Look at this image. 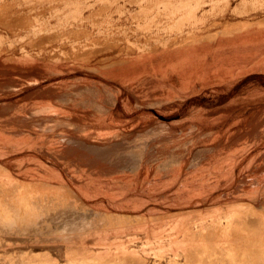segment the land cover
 <instances>
[{
	"label": "rangeland",
	"instance_id": "1",
	"mask_svg": "<svg viewBox=\"0 0 264 264\" xmlns=\"http://www.w3.org/2000/svg\"><path fill=\"white\" fill-rule=\"evenodd\" d=\"M258 25L264 0H0V189L48 186L37 224L0 221V264H198V217L218 228L264 177V65L186 85L156 66Z\"/></svg>",
	"mask_w": 264,
	"mask_h": 264
},
{
	"label": "bare ground",
	"instance_id": "2",
	"mask_svg": "<svg viewBox=\"0 0 264 264\" xmlns=\"http://www.w3.org/2000/svg\"><path fill=\"white\" fill-rule=\"evenodd\" d=\"M194 9L192 10L194 11ZM186 42L188 45L184 44L169 49L168 52L165 51L168 56L165 55L164 60L162 58L156 66L160 70L168 71V75L172 73L176 76L181 85H186L189 82L194 84L200 78L227 76L235 71L243 72L264 65L262 58L255 56L256 53L258 56L259 53H264V26L262 25L251 28L248 26L243 28L224 27L217 33L191 38ZM157 56L159 57V55ZM247 56L249 59L253 56L256 58L249 60ZM262 179L264 177H255L248 181L257 183L254 192L249 193L248 189L237 186L243 195V199L238 201V203L240 202L239 206L246 205L247 209L239 210V206L236 205L234 208L231 206L228 210L229 214L223 216L225 220L219 222L218 219L213 221L211 218L210 221H207L210 224L218 222V228L214 230L206 228L211 227L202 222L207 216L198 217L197 224L200 225L196 226L195 233L188 239L190 247H194V256L199 259L198 264H222L216 263L215 259H232V261L233 259H250L249 261L259 259L258 262L264 264V212L258 210H264V198L260 201L255 200L256 194L264 195V184H260ZM17 182L14 188L0 189V210H2L0 221L7 229L26 228L37 224L43 211L41 212L38 206L33 203V199L39 196L43 202L45 199L43 193L48 191V186H37V189L35 186ZM7 195L9 196L6 197ZM208 207L206 206L204 210ZM200 210L202 211V209ZM219 219L222 218L219 217ZM88 223L83 219L76 223L72 229L87 226Z\"/></svg>",
	"mask_w": 264,
	"mask_h": 264
}]
</instances>
